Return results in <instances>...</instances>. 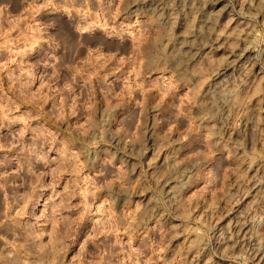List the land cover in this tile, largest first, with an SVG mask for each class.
I'll return each instance as SVG.
<instances>
[{"label": "rangeland", "instance_id": "374dc122", "mask_svg": "<svg viewBox=\"0 0 264 264\" xmlns=\"http://www.w3.org/2000/svg\"><path fill=\"white\" fill-rule=\"evenodd\" d=\"M0 264H264V0H0Z\"/></svg>", "mask_w": 264, "mask_h": 264}, {"label": "bare ground", "instance_id": "6f19581e", "mask_svg": "<svg viewBox=\"0 0 264 264\" xmlns=\"http://www.w3.org/2000/svg\"><path fill=\"white\" fill-rule=\"evenodd\" d=\"M155 10V9H154ZM202 9H199V14H198V19H197V25H196V27H195V31H193V33H190V34H188L186 37H183V39H184V41H183V43H180V53L181 54H187L189 51H190V49H191V38H193L194 36H196V35H198V31H199V29L201 28V26L202 25H204L205 24V19L203 20L202 18V11H201ZM159 11V10H158ZM174 12V11H173ZM185 19V18H184ZM215 22V21H214ZM184 26V25H183ZM207 28V27H206ZM251 30V29H250ZM246 33V32H245ZM238 35V34H237ZM190 41V42H189ZM174 45H175V43H174ZM179 48V47H178ZM179 55V54H178ZM191 55V54H190ZM239 71V70H238ZM229 83V82H228ZM228 84L227 83H225V81H224V83L222 84V81H221V84H218V87H217V89L218 90H220L221 91V89H222V91H224L223 89H225V87L227 86ZM229 86V85H228ZM228 86H227V88H228ZM216 87V86H215ZM219 91V92H220ZM225 92V91H224ZM232 92V91H231ZM217 93V92H216ZM215 93V94H216ZM220 93H222V92H220ZM226 93V92H225ZM231 94V93H230ZM226 95V94H225ZM227 97H228V95H226ZM226 96L224 97V98H226ZM221 97V96H220ZM219 97V98H220ZM223 98V97H222ZM223 100V99H222ZM222 104V103H221Z\"/></svg>", "mask_w": 264, "mask_h": 264}]
</instances>
